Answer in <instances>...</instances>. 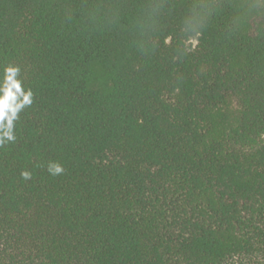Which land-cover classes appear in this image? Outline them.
Returning a JSON list of instances; mask_svg holds the SVG:
<instances>
[{"label": "trees", "instance_id": "1", "mask_svg": "<svg viewBox=\"0 0 264 264\" xmlns=\"http://www.w3.org/2000/svg\"><path fill=\"white\" fill-rule=\"evenodd\" d=\"M6 66L0 264H264V0H0Z\"/></svg>", "mask_w": 264, "mask_h": 264}, {"label": "clouds", "instance_id": "2", "mask_svg": "<svg viewBox=\"0 0 264 264\" xmlns=\"http://www.w3.org/2000/svg\"><path fill=\"white\" fill-rule=\"evenodd\" d=\"M19 73V67L6 66L0 78V146L15 140L13 122L22 109L33 103V93L31 89L25 90L22 87ZM48 171L58 175L63 172V168L59 164H49ZM21 176L26 180L31 178L27 171L22 172Z\"/></svg>", "mask_w": 264, "mask_h": 264}]
</instances>
